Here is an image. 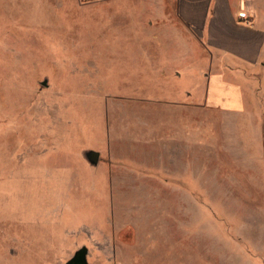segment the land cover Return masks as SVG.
I'll return each mask as SVG.
<instances>
[{"label":"rangeland","instance_id":"rangeland-1","mask_svg":"<svg viewBox=\"0 0 264 264\" xmlns=\"http://www.w3.org/2000/svg\"><path fill=\"white\" fill-rule=\"evenodd\" d=\"M102 7L110 17L105 0H0V264H66L84 246L89 264H264L258 176L160 144L177 106L153 109L144 63L118 52L144 35L102 29Z\"/></svg>","mask_w":264,"mask_h":264},{"label":"crops","instance_id":"crops-1","mask_svg":"<svg viewBox=\"0 0 264 264\" xmlns=\"http://www.w3.org/2000/svg\"><path fill=\"white\" fill-rule=\"evenodd\" d=\"M105 1L114 7L111 16L103 7L97 15L113 27L102 29L144 35L138 50L118 52H128L129 63H144L135 76L143 79L145 96L159 103L153 109L177 106L174 120L158 122L160 144H176L184 164L195 165L205 152L212 167L231 160L258 176L264 192V0H142L139 16L132 0ZM243 12L247 18L239 17ZM184 80L195 88L176 97L172 90Z\"/></svg>","mask_w":264,"mask_h":264},{"label":"water","instance_id":"water-1","mask_svg":"<svg viewBox=\"0 0 264 264\" xmlns=\"http://www.w3.org/2000/svg\"><path fill=\"white\" fill-rule=\"evenodd\" d=\"M42 85L44 87H48V80L42 82ZM85 158L92 166H98L101 159V153L95 150H89L85 153ZM88 256L89 249L84 246L78 251H76L74 256L70 260H68L66 264H89Z\"/></svg>","mask_w":264,"mask_h":264},{"label":"bare ground","instance_id":"bare-ground-1","mask_svg":"<svg viewBox=\"0 0 264 264\" xmlns=\"http://www.w3.org/2000/svg\"><path fill=\"white\" fill-rule=\"evenodd\" d=\"M36 99V98H35ZM38 100V99H37ZM40 100V99H39ZM38 102V101H37ZM40 102V101H39ZM38 102V103H39ZM56 104V103H55ZM36 106H37V108H38V110H40V115H37V116H44L46 119H47V121H48V123L51 121V120H53V114H52V112H51V108H52V102H40V104H36ZM57 109V108H56ZM64 114V113H63ZM62 116V115H61ZM65 117V116H64ZM56 121H57V119H56ZM55 122V121H54ZM54 124V123H53ZM51 129V128H50ZM56 130V129H55ZM59 134V133H58ZM49 137H51V136H49ZM11 150H14L15 152H17V148L16 147H14V148H9L7 151L8 152H10Z\"/></svg>","mask_w":264,"mask_h":264},{"label":"built area","instance_id":"built-area-1","mask_svg":"<svg viewBox=\"0 0 264 264\" xmlns=\"http://www.w3.org/2000/svg\"><path fill=\"white\" fill-rule=\"evenodd\" d=\"M83 2H92V1H97V0H82ZM240 18H247V13L243 12L239 14Z\"/></svg>","mask_w":264,"mask_h":264}]
</instances>
